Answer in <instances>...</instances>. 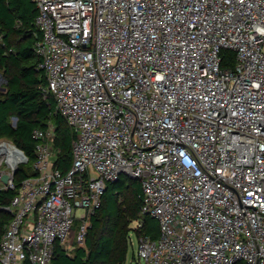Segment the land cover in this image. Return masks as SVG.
<instances>
[{
    "label": "built area",
    "instance_id": "2783aa9c",
    "mask_svg": "<svg viewBox=\"0 0 264 264\" xmlns=\"http://www.w3.org/2000/svg\"><path fill=\"white\" fill-rule=\"evenodd\" d=\"M33 1L43 92L77 139L63 173L55 128L34 131L36 176L4 185L0 264L84 246L122 176L160 226L140 263L264 264V0Z\"/></svg>",
    "mask_w": 264,
    "mask_h": 264
},
{
    "label": "trees",
    "instance_id": "16d2710c",
    "mask_svg": "<svg viewBox=\"0 0 264 264\" xmlns=\"http://www.w3.org/2000/svg\"><path fill=\"white\" fill-rule=\"evenodd\" d=\"M39 10L33 0H0V140H9L27 157V164L36 162L38 141L35 130L55 128L54 148L58 153L56 167L63 173L72 166L73 143L77 137L66 120L57 112L51 95L45 97L47 80L35 46L41 40L36 27ZM221 67L232 69L236 54L224 50ZM17 119L16 126L13 120ZM36 176L19 168L15 185L19 187L27 178ZM140 183L122 176L108 183L102 206L91 218V227L85 245H77L70 253L58 244L54 264H126L131 247L130 237L135 235L158 240L160 226L156 219L142 215ZM17 195V190H0V243L12 221L5 209ZM138 222L140 227H132Z\"/></svg>",
    "mask_w": 264,
    "mask_h": 264
},
{
    "label": "rangeland",
    "instance_id": "374dc122",
    "mask_svg": "<svg viewBox=\"0 0 264 264\" xmlns=\"http://www.w3.org/2000/svg\"><path fill=\"white\" fill-rule=\"evenodd\" d=\"M4 82L0 79V87ZM0 142H5V143H9V144H13L11 141L9 140H0ZM18 168H22L24 171L30 172L33 168V165H28L26 163V160H23V162H21L18 165ZM0 171L2 172H12L11 167L7 164L4 163L1 167H0ZM130 181L131 179L128 178ZM4 189V184L0 181V190ZM80 215H82V211L80 213ZM139 223H133L132 227L134 228H138ZM77 224L74 227V231H77ZM132 239H133V244H131L130 250H129V254L127 256V261L126 264H142L139 261V256H138V238L132 234ZM82 247V246H79ZM73 250H69V252L71 253Z\"/></svg>",
    "mask_w": 264,
    "mask_h": 264
},
{
    "label": "bare ground",
    "instance_id": "6f19581e",
    "mask_svg": "<svg viewBox=\"0 0 264 264\" xmlns=\"http://www.w3.org/2000/svg\"><path fill=\"white\" fill-rule=\"evenodd\" d=\"M4 152L8 157V165L11 169H16L18 165L23 162L24 158L18 151V148L13 144L2 143L0 145V153Z\"/></svg>",
    "mask_w": 264,
    "mask_h": 264
},
{
    "label": "water",
    "instance_id": "95a60500",
    "mask_svg": "<svg viewBox=\"0 0 264 264\" xmlns=\"http://www.w3.org/2000/svg\"><path fill=\"white\" fill-rule=\"evenodd\" d=\"M15 120V125L17 124V119ZM18 151L20 152V154L23 156L24 160H26V163L28 162L27 157L25 156V154L18 149ZM19 168L17 167L16 169H13L11 173H7V174H3L1 177V181L4 185H7L9 183V181H13L15 179V175L17 174Z\"/></svg>",
    "mask_w": 264,
    "mask_h": 264
}]
</instances>
